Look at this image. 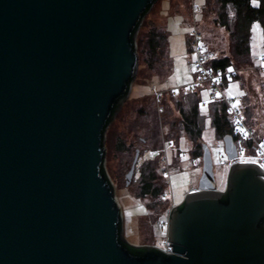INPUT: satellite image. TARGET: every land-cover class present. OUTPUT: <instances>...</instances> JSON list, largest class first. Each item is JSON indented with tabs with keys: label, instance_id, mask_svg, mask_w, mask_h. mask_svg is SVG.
<instances>
[{
	"label": "water",
	"instance_id": "95a60500",
	"mask_svg": "<svg viewBox=\"0 0 264 264\" xmlns=\"http://www.w3.org/2000/svg\"><path fill=\"white\" fill-rule=\"evenodd\" d=\"M152 1L0 0V264H264V175L236 159L232 133L225 189L202 142L199 187L169 215L172 252L120 242L133 244L101 165L139 66L131 33Z\"/></svg>",
	"mask_w": 264,
	"mask_h": 264
},
{
	"label": "rangeland",
	"instance_id": "374dc122",
	"mask_svg": "<svg viewBox=\"0 0 264 264\" xmlns=\"http://www.w3.org/2000/svg\"><path fill=\"white\" fill-rule=\"evenodd\" d=\"M205 2L206 0L156 1L148 12L142 29H148L147 23L155 22L160 26L166 24L170 31L172 71L169 76H163L157 69L151 70L147 65L148 55L145 56L141 43L137 44L139 66L131 93L106 135L107 168L124 211L127 236L136 246H165L170 212L185 200L189 191L199 187L203 168L202 153L196 154L197 145L184 130L182 112L178 108L179 101L186 107L190 105L186 97L191 90L185 85L194 78L195 73L192 65L194 52L188 48L187 35L191 36V30L196 28L200 33V43L214 57L228 52L229 48L226 30L212 21L213 13L211 10L205 11ZM252 32V50L257 56L256 62L248 67H236L241 69L242 76L239 80L230 81L228 88L224 89L228 97L235 99L242 112L245 99L251 105L254 104L253 129L260 139H264V49L261 25L256 23ZM193 41L191 36L192 48ZM246 93L248 96L244 98ZM207 96L208 93L203 95L200 103L203 117L206 116L203 118L205 124L201 141L210 146L217 186L225 189L230 162L229 159L221 161L227 158L224 140L217 135L212 125L209 109L212 101L223 100H212ZM137 149H140V156L134 177L127 184L126 174ZM149 161H158L155 162L156 169L165 180V186L160 189L162 194L157 197L138 195L139 172Z\"/></svg>",
	"mask_w": 264,
	"mask_h": 264
},
{
	"label": "trees",
	"instance_id": "16d2710c",
	"mask_svg": "<svg viewBox=\"0 0 264 264\" xmlns=\"http://www.w3.org/2000/svg\"><path fill=\"white\" fill-rule=\"evenodd\" d=\"M153 0L150 5L143 12L144 19L141 23L138 22L132 30L131 37H134L135 31L138 29L137 44L141 43L142 49L148 55L147 65L151 70L157 69L163 76H169L173 67V58L170 53V31L165 25H159L155 22L153 24L147 23L148 29H142L146 20L148 12L152 10L156 1ZM154 2V3H153ZM259 6H253L251 0H206L205 11L213 13L212 21L224 28L228 34L229 48L228 52H224L218 56L212 58L208 63V67L214 70L228 69L230 67H248L252 66L256 62L257 56L253 54L252 50V36L253 26L258 23L261 25L263 32V49H264V0H258ZM143 30V31H142ZM147 31V32H146ZM146 32V34H143ZM145 41V42H144ZM143 43V44H142ZM187 45L190 51L193 52L191 46V36L187 35ZM197 74L194 73V77ZM241 73L232 80H239ZM231 80V81H232ZM131 80L128 82V84ZM207 84L204 86L195 88L188 92L186 101L190 102V105L186 107L182 101L178 102V108L182 112V124L186 133L194 140L197 145L196 154L203 153L201 133L204 129V115L200 110V103L202 102V89H206ZM229 82L224 83V88H228ZM127 90L120 95L124 96ZM248 94H244V98ZM119 105L118 99L114 101L111 113L107 118L106 125H108L114 115L115 110ZM254 104L251 105L248 100L245 99L243 114L249 126L255 125ZM211 122L215 127L217 135L223 137L227 133L233 131V120L231 114L227 111V105L224 101H212L210 106ZM113 121L109 124V127ZM108 127V128H109ZM108 132V130H107ZM260 139V138H259ZM247 154H255V145L247 141ZM202 150H199L201 149ZM107 159V157H106ZM158 162V161H155ZM149 161L144 164L140 169V191L138 195L145 196L151 195L157 197L162 194L160 189L165 186V180L163 176L157 171L156 163ZM101 173L107 177L109 185L113 186L112 177L108 171L106 163L101 165ZM184 205V202L179 206ZM148 208V207H147ZM123 222L120 220L119 229L122 231ZM121 244L135 255H144L147 248L134 246L129 243L122 235L119 236ZM158 252L157 250H155Z\"/></svg>",
	"mask_w": 264,
	"mask_h": 264
},
{
	"label": "built area",
	"instance_id": "2783aa9c",
	"mask_svg": "<svg viewBox=\"0 0 264 264\" xmlns=\"http://www.w3.org/2000/svg\"><path fill=\"white\" fill-rule=\"evenodd\" d=\"M190 34L194 38V41L192 42L194 52V60L192 65L193 71L197 74V76L189 81L185 87L193 90L207 84L206 88L209 92L210 98L212 100L220 99L226 103L227 111L231 114L233 120L232 134L239 149V157L236 159L257 162L260 165L264 175V139H259L256 136L253 128L249 127L248 123L246 122L241 107L235 102V99L228 97L224 89V83L230 82L237 75H239L241 69L236 67L218 70L209 68L207 63L212 58H214L213 53L205 49L203 44L200 43V33L196 30V28L192 29ZM157 97L160 98L159 95ZM247 141H250L255 145V154L246 153L247 147L245 143ZM220 156L223 157V154L220 153ZM225 160H228V158H224L221 161L225 162ZM231 161L232 160H229V162ZM157 247L169 252L173 251L172 244L168 240L165 246L157 245Z\"/></svg>",
	"mask_w": 264,
	"mask_h": 264
},
{
	"label": "crops",
	"instance_id": "0c3cea01",
	"mask_svg": "<svg viewBox=\"0 0 264 264\" xmlns=\"http://www.w3.org/2000/svg\"><path fill=\"white\" fill-rule=\"evenodd\" d=\"M207 92L208 93V96L207 97H209L210 98V95H209V92H208V90H207V88L206 89H204V90H202V95H207V93H204V92ZM251 128H254V127H251ZM254 130V129H253ZM255 131V130H254ZM256 134V133H255ZM257 136V135H256ZM258 137V136H257ZM259 138V137H258ZM246 150H247V148H246ZM181 204V203H180ZM177 205H179V204H177Z\"/></svg>",
	"mask_w": 264,
	"mask_h": 264
},
{
	"label": "snow or ice",
	"instance_id": "6c2138e0",
	"mask_svg": "<svg viewBox=\"0 0 264 264\" xmlns=\"http://www.w3.org/2000/svg\"><path fill=\"white\" fill-rule=\"evenodd\" d=\"M253 6H259L258 0H251Z\"/></svg>",
	"mask_w": 264,
	"mask_h": 264
}]
</instances>
